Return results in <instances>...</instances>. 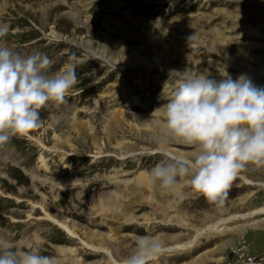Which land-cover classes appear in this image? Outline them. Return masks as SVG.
<instances>
[{"label":"rangeland","instance_id":"374dc122","mask_svg":"<svg viewBox=\"0 0 264 264\" xmlns=\"http://www.w3.org/2000/svg\"><path fill=\"white\" fill-rule=\"evenodd\" d=\"M0 23L10 27L8 46L62 58L55 71L75 63L80 80L65 103L40 110L39 127L0 149V242L18 253L35 246L55 264H114L140 236L182 245L225 218L220 231L165 251L156 264H227L241 244L264 256V211H255L264 209V169L242 170L222 206L188 180L165 193L148 179L166 150L196 151L161 136L173 70L217 80L250 71L264 87V0H0ZM60 147L74 150L62 158ZM115 150L127 153L119 159Z\"/></svg>","mask_w":264,"mask_h":264},{"label":"clouds","instance_id":"9594fccd","mask_svg":"<svg viewBox=\"0 0 264 264\" xmlns=\"http://www.w3.org/2000/svg\"><path fill=\"white\" fill-rule=\"evenodd\" d=\"M9 33V25L0 23V149L39 127L40 110L65 103L69 91L80 83L78 65L70 63L52 72L53 61L47 55L22 54L8 46ZM221 77L170 73L177 86L164 107L161 136L165 142L194 146L196 151L162 153L165 159L148 172L149 182L161 192L175 191L185 179L210 203L222 206L242 170L264 169V87L246 75L233 79L226 72ZM165 251L160 239L140 236L123 264H156ZM0 264H55V258L35 246L18 253L4 240Z\"/></svg>","mask_w":264,"mask_h":264},{"label":"bare ground","instance_id":"6f19581e","mask_svg":"<svg viewBox=\"0 0 264 264\" xmlns=\"http://www.w3.org/2000/svg\"><path fill=\"white\" fill-rule=\"evenodd\" d=\"M63 60H62V58H57L56 60H53V64H52V67H51V71L53 72V71H55L57 68H58V66H59V64L62 62ZM104 61V60H103ZM104 63H105V61H104ZM106 64V63H105ZM108 64V63H107ZM137 65V64H136ZM129 66V65H128ZM248 72V73H247ZM247 73V74H246ZM253 73V72H252ZM250 71H246V72H244V73H242V75H253ZM249 77V76H248ZM76 86H78V84L76 85ZM52 107V106H51ZM59 107V106H58ZM41 110H43V109H41ZM52 110L54 111V110H56V108L55 107H53L52 108ZM58 110V109H57ZM41 112V111H40ZM46 112V111H45ZM43 114V113H42ZM41 115V114H40ZM42 116V115H41ZM45 117V116H44ZM43 118V117H42ZM61 122V121H60ZM53 123H54V121H53ZM57 125V124H56ZM60 125H61V123H60ZM54 126V125H53ZM58 126V125H57ZM73 126H74V124H73ZM72 126V127H73ZM61 127V126H60ZM55 134V133H54ZM36 143H37V145L38 146H40V148L41 149H43L44 148V145H43V143L41 142V140L39 139V138H35V139H33ZM80 144V143H79ZM72 150H74V149H71L70 147H68V148H57V150H56V153H59L60 154V156L62 157V158H65L66 157V155L68 154V152H73ZM119 150V149H118ZM91 151V149H89V146H88V148L84 151V152H90ZM168 153H170L168 150H166ZM114 152H116V153H114V155L116 154V155H118V158L119 159H123L124 158V155H126V153H127V151H124V153L122 154V152L121 151H117V150H115ZM94 154H93V156H95L96 154H97V152H93ZM172 154V153H171ZM117 157V156H116ZM39 162H40V164H41V166H43V168L45 169V171L47 170V166H46V163H45V160H44V157L42 156V155H40L39 156ZM67 194H68V196H69V192H66V194L65 195H63L62 197H61V199H60V203L62 202H66L67 200H69V198H68V196H67ZM67 203V202H66ZM65 205H67V204H65ZM256 212H258V211H264V209L263 208H260V209H258V210H255ZM44 213V218L45 219H48V220H50V221H52V222H54L55 224H57L60 228H62L63 230H65L66 231V233H67V235H69V236H71V237H74V236H76L77 234H75L72 230H70V228L65 224V223H63V222H61L60 220L58 221L57 219H54V218H52L48 213H46L45 211L43 212ZM238 216V215H237ZM242 216V215H241ZM224 221H226V219L225 218H223V219H220V220H218L217 222H215V223H213V224H210V225H208L207 227H204L203 229H198L197 231H196V233H195V235H194V238L196 239L199 235H201V234H204V233H207V232H210V231H220V229L221 228H219V226L222 224V223H224ZM193 238V239H194ZM192 239V240H193ZM192 240H190V241H192ZM79 241H80V244L82 245V247L83 248H85V249H89V250H92V251H95V249H96V247L93 245H89V244H87L86 242H84V241H82L81 239H79ZM78 241V242H79ZM190 241H188L187 243H185V244H182V245H175V246H170V247H166V251L167 250H171V249H176V248H178V247H180V248H184V247H187V246H190L192 243H190ZM105 252H106V254L110 257V253L108 252V251H106L105 250ZM110 258H112V257H110ZM112 260V259H111ZM114 264H123V262H121V263H117L116 261H114Z\"/></svg>","mask_w":264,"mask_h":264},{"label":"built area","instance_id":"2783aa9c","mask_svg":"<svg viewBox=\"0 0 264 264\" xmlns=\"http://www.w3.org/2000/svg\"><path fill=\"white\" fill-rule=\"evenodd\" d=\"M227 264H264V256L252 253L245 244H241L231 251Z\"/></svg>","mask_w":264,"mask_h":264}]
</instances>
